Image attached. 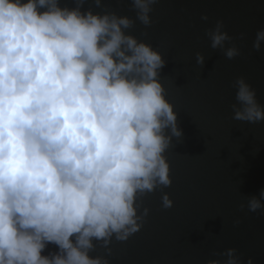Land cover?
I'll return each mask as SVG.
<instances>
[{
    "label": "clouds",
    "instance_id": "9594fccd",
    "mask_svg": "<svg viewBox=\"0 0 264 264\" xmlns=\"http://www.w3.org/2000/svg\"><path fill=\"white\" fill-rule=\"evenodd\" d=\"M156 3L131 0L134 19L94 11L104 0H0V264H110L90 255L97 243L110 253L136 233L141 198L172 184L166 152L183 131L160 78L166 59L128 31L150 26ZM207 35L240 55L223 20ZM262 44L264 28L252 47ZM233 87V119L264 122L251 84L239 76ZM246 207L264 213V189ZM223 254L207 264H244L235 248Z\"/></svg>",
    "mask_w": 264,
    "mask_h": 264
},
{
    "label": "water",
    "instance_id": "95a60500",
    "mask_svg": "<svg viewBox=\"0 0 264 264\" xmlns=\"http://www.w3.org/2000/svg\"><path fill=\"white\" fill-rule=\"evenodd\" d=\"M104 3L106 9L93 10L135 19L131 0ZM150 15V26L136 20L128 31L166 59L160 78L183 131L166 152L172 184L141 198L140 211H149L136 233L113 239L110 253L97 243L90 255L107 256L110 264H207L235 248L244 264L249 257L264 264V213L246 207L264 189V122L234 120L231 107L239 76L264 105V44L261 51L252 47L264 28V0H157ZM217 20L233 38L226 47L235 44L239 56L228 59L211 48L207 32ZM197 52L205 55L203 67ZM164 192L170 208L162 207ZM56 250L49 244L44 254Z\"/></svg>",
    "mask_w": 264,
    "mask_h": 264
}]
</instances>
